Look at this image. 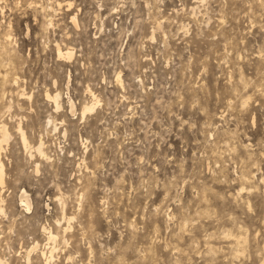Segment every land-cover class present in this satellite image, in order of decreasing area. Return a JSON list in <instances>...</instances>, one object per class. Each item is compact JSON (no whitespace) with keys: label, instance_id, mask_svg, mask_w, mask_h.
<instances>
[{"label":"rangeland","instance_id":"obj_1","mask_svg":"<svg viewBox=\"0 0 264 264\" xmlns=\"http://www.w3.org/2000/svg\"><path fill=\"white\" fill-rule=\"evenodd\" d=\"M0 127V264H264V0H0Z\"/></svg>","mask_w":264,"mask_h":264},{"label":"bare ground","instance_id":"obj_2","mask_svg":"<svg viewBox=\"0 0 264 264\" xmlns=\"http://www.w3.org/2000/svg\"><path fill=\"white\" fill-rule=\"evenodd\" d=\"M73 21V19H72ZM57 54H58V57H65V58H70L71 57V53L69 51H66L65 53H63L60 49L57 50ZM46 98L47 99H52L54 102H55V105L57 106V99L59 98V95L56 94L54 96H50L49 94H46ZM94 105L95 104H92L90 106H86L83 108V111H82V115H84L85 113L87 112H91L93 109H94ZM18 132L20 133V136H21V139H22V143H23V146L25 148H29L31 149L30 145L28 144V141H27V138L25 136V134L23 133V131L18 127ZM8 140V133H7V130L5 129V127H0V150H1V147H2V144L3 143H6ZM42 146L43 144L40 142L39 145L35 148V151L37 152V154L44 158L45 155H44V152L42 150ZM4 184V168H3V165L1 164L0 162V185H3ZM70 221V219H68V222ZM48 239L49 240H54L55 239V236H53L52 234H49L48 236ZM240 240V239H237V241ZM236 241V243H237ZM240 243V241H239ZM237 243V244H239ZM37 248V245L33 246L30 251L27 253V256H26V259H27V264H29V261H30V258H29V255L30 253ZM52 252H49V257L47 258L45 256L44 253H42V258L44 259L45 261V264H48L49 263V259L51 258Z\"/></svg>","mask_w":264,"mask_h":264}]
</instances>
